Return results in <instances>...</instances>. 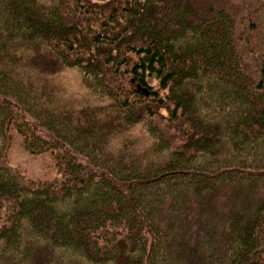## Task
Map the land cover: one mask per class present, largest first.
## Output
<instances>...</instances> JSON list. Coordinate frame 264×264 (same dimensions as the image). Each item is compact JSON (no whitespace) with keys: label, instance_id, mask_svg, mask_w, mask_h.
<instances>
[{"label":"trees","instance_id":"1","mask_svg":"<svg viewBox=\"0 0 264 264\" xmlns=\"http://www.w3.org/2000/svg\"><path fill=\"white\" fill-rule=\"evenodd\" d=\"M0 264H264V0H0Z\"/></svg>","mask_w":264,"mask_h":264},{"label":"rangeland","instance_id":"2","mask_svg":"<svg viewBox=\"0 0 264 264\" xmlns=\"http://www.w3.org/2000/svg\"><path fill=\"white\" fill-rule=\"evenodd\" d=\"M56 83L67 91L69 101H76V98L83 96L82 88L77 84L80 75L76 69L55 71L51 74ZM214 80L210 75L206 81ZM82 91V92H81ZM10 146L6 153V163L17 169L30 180L52 178L56 174L54 162L50 152L31 154L23 146L22 137L16 130L11 129Z\"/></svg>","mask_w":264,"mask_h":264}]
</instances>
